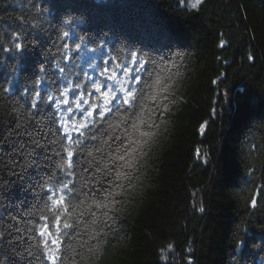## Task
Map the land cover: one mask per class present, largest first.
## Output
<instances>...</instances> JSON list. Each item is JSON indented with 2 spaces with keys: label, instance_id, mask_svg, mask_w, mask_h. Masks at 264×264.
Segmentation results:
<instances>
[{
  "label": "trees",
  "instance_id": "trees-1",
  "mask_svg": "<svg viewBox=\"0 0 264 264\" xmlns=\"http://www.w3.org/2000/svg\"><path fill=\"white\" fill-rule=\"evenodd\" d=\"M133 53L167 69L175 102L126 169L111 230L80 222L60 264H264V0H0V264H50L31 213L56 180L81 187L94 175L86 150L73 176L56 168L60 118L80 112L46 97L79 83L78 98L104 62L132 68Z\"/></svg>",
  "mask_w": 264,
  "mask_h": 264
},
{
  "label": "snow or ice",
  "instance_id": "snow-or-ice-1",
  "mask_svg": "<svg viewBox=\"0 0 264 264\" xmlns=\"http://www.w3.org/2000/svg\"><path fill=\"white\" fill-rule=\"evenodd\" d=\"M202 2L203 0H197L192 7L196 8ZM63 36L68 37L69 33L65 32ZM224 43L222 40L220 46ZM80 46L76 44V49ZM15 47L23 49V45L19 43ZM131 63L132 68H129L127 63L118 61L104 62L99 72L100 79H91L90 89L86 88L80 92L78 98L77 93L81 88L79 83L75 88H72L71 84L65 86L59 91V98L52 95L46 97L49 105L56 108L66 105V111L69 113L73 112L71 104L74 102L76 110L80 112L76 119L71 116L67 119L60 118L63 133L60 139L67 141L61 144V148L66 157L56 164V168L65 171L68 176H73V169L79 163L74 157L78 151L86 150L89 159L84 171L94 173L86 185L82 181L81 187H77L71 180H56L55 185L47 189L44 205L31 213L33 216H39L33 238L39 237L38 244L43 248L50 264H60L62 257H58L57 253L64 243L62 238L68 230L75 231L80 222L88 228L102 225L111 230L108 219L115 222L116 217L110 216V213L118 211L117 198L126 194V187L121 181L127 180L131 184L133 179L126 169H137L139 160L146 154L142 151L143 146L156 142L159 132L155 130L160 129L164 123H157L160 120L158 114L169 112V106L175 102L174 81L172 76L167 75L166 68L156 71L155 67H152L156 62L151 58L141 57L139 53L131 55ZM57 68L60 72L65 71L59 65ZM141 73H145L147 78ZM35 96L39 99L41 94L37 92ZM70 96L73 98L71 102ZM85 96L88 99H85ZM31 107L38 108L35 100ZM33 115L31 111L27 113L29 118ZM19 126L18 123L17 127ZM89 138L98 141L91 149L86 143ZM34 143L39 146L38 142ZM84 186L87 191H84ZM69 193L72 194L71 200L68 199ZM251 203L255 206L256 201L252 200ZM199 210L203 212L204 208ZM101 216L105 219L101 220ZM95 232L97 234L92 238L98 242L103 241L106 234L99 226ZM166 247L172 249L173 245L168 244ZM89 250L94 254L101 251L99 244L95 249L90 247Z\"/></svg>",
  "mask_w": 264,
  "mask_h": 264
},
{
  "label": "rangeland",
  "instance_id": "rangeland-1",
  "mask_svg": "<svg viewBox=\"0 0 264 264\" xmlns=\"http://www.w3.org/2000/svg\"><path fill=\"white\" fill-rule=\"evenodd\" d=\"M197 2V0H188V5L190 6V7H192V4L193 3H196ZM198 6V5H197Z\"/></svg>",
  "mask_w": 264,
  "mask_h": 264
}]
</instances>
